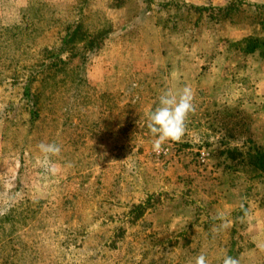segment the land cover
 Returning a JSON list of instances; mask_svg holds the SVG:
<instances>
[{
  "label": "rangeland",
  "instance_id": "374dc122",
  "mask_svg": "<svg viewBox=\"0 0 264 264\" xmlns=\"http://www.w3.org/2000/svg\"><path fill=\"white\" fill-rule=\"evenodd\" d=\"M252 35L264 0H0V264H264ZM184 86L196 110L155 153L148 114Z\"/></svg>",
  "mask_w": 264,
  "mask_h": 264
},
{
  "label": "clouds",
  "instance_id": "9594fccd",
  "mask_svg": "<svg viewBox=\"0 0 264 264\" xmlns=\"http://www.w3.org/2000/svg\"><path fill=\"white\" fill-rule=\"evenodd\" d=\"M194 93L191 87L184 86L181 90L173 91L168 89L159 96V106L148 114L147 128L153 137L152 150L161 153L167 142H180L185 134L187 122L190 114L196 110L194 104ZM43 158L40 161L41 167L46 173H55L56 167L52 162V157H58L61 147L55 142L38 145ZM70 166V165H69ZM244 216L247 211L242 208ZM4 214L0 211V215ZM244 216L238 219L243 220ZM216 220L221 221L219 225L214 224L212 231L219 233L229 227L223 212H218ZM195 264H209L205 253L201 252L195 257ZM223 264H239L238 260L232 256H225Z\"/></svg>",
  "mask_w": 264,
  "mask_h": 264
},
{
  "label": "trees",
  "instance_id": "16d2710c",
  "mask_svg": "<svg viewBox=\"0 0 264 264\" xmlns=\"http://www.w3.org/2000/svg\"><path fill=\"white\" fill-rule=\"evenodd\" d=\"M100 43L101 42L99 41L96 46L92 47L94 51L102 47ZM237 44L241 46L240 48L246 53H253V52H256L257 50L264 51V39L261 37L255 36V35L245 37L244 39L240 40ZM36 104H37V100H36ZM228 152L229 153L238 152L239 156L244 157V153L242 152V150L240 151L238 148L233 149V150L230 149ZM247 154L250 155V158L252 160H254L255 166H257L258 168L264 171V152H262L259 149L254 150V151H252V149L251 150L249 149Z\"/></svg>",
  "mask_w": 264,
  "mask_h": 264
}]
</instances>
